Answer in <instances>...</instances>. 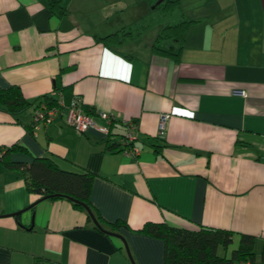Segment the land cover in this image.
I'll return each instance as SVG.
<instances>
[{
    "label": "crops",
    "instance_id": "obj_1",
    "mask_svg": "<svg viewBox=\"0 0 264 264\" xmlns=\"http://www.w3.org/2000/svg\"><path fill=\"white\" fill-rule=\"evenodd\" d=\"M208 2L185 12L201 21L186 29L175 62L152 53L156 32L116 46L96 41L134 21L126 22L119 2L67 0V15L56 18L44 0H0V87L15 85L35 102L52 95L55 84L67 86L66 95L114 116L113 133L134 121L138 150H104L94 129L80 133L65 122V107L34 130L27 128L32 108L18 115L0 110V146L18 143L61 169L92 172V207L105 221L128 226L104 233L71 201H38L20 171L0 166V264H163L162 240L135 231L145 222L230 230V249L238 234H250L259 254L264 0ZM239 90L245 95L233 93Z\"/></svg>",
    "mask_w": 264,
    "mask_h": 264
},
{
    "label": "trees",
    "instance_id": "obj_2",
    "mask_svg": "<svg viewBox=\"0 0 264 264\" xmlns=\"http://www.w3.org/2000/svg\"><path fill=\"white\" fill-rule=\"evenodd\" d=\"M49 12L56 18L67 15V0H44ZM199 18L188 17L180 5L179 0H162L154 4L149 11L136 18L132 23L122 26L120 29L104 36H96V41L102 45L116 46L127 40L143 36L152 28H157L155 37L151 42V51L157 56L171 57L175 62L184 44L185 31L192 25L200 22ZM175 46H177L175 48ZM67 86L54 85L52 95H44L35 102L26 100L20 89L15 85L6 88L0 87V110L12 115H18L32 108L28 129L38 126L34 120L35 112L46 109L63 110L71 100H77L83 112L96 117L98 111L85 106L80 97L69 94ZM62 100L63 106L59 101ZM70 100V101H69ZM108 127V135L104 139V150L108 152H122L126 146H132L133 142L125 141V129L122 134L113 133ZM124 128V126H123ZM21 153L29 156V162L14 161L11 155ZM0 166L7 169L20 171L23 176L25 188L38 195V201L55 200L65 198L72 205L86 211V206L96 222L94 226L106 233V230L117 231L119 227L128 228L126 222L121 219L105 221L92 207L90 202L91 183L94 174L89 171H69L59 166L48 156H32L28 150L18 143L9 146H0ZM72 199V200H71ZM141 234L157 238L163 242V264H243L255 261L264 262V241H262L259 254L254 252L255 237L250 234H238L237 245L230 249L233 232L221 228L197 227L194 229L176 228L165 222H145L135 230Z\"/></svg>",
    "mask_w": 264,
    "mask_h": 264
},
{
    "label": "built area",
    "instance_id": "obj_3",
    "mask_svg": "<svg viewBox=\"0 0 264 264\" xmlns=\"http://www.w3.org/2000/svg\"><path fill=\"white\" fill-rule=\"evenodd\" d=\"M234 94L242 95L244 96L245 93L243 90L239 91H233ZM60 106H63L62 100L59 101ZM65 107V122L70 125L72 128H74L77 132L84 133L89 129H94L99 135L102 136L103 139H106L108 135V127L113 120L114 116L103 111H98L96 113V117L89 116L85 114L80 107L77 100H71L67 105H64ZM42 110H37L35 112L34 120H37L40 123L48 124L53 116L57 113L55 109H46L45 107H42ZM169 118L168 113H164L160 116L159 122H158V132L162 134L165 130L166 122ZM96 119H99L102 122H97ZM123 126L125 129V141L127 143H131L134 141V135L133 132L136 129V123L132 120H126L123 122ZM128 155H136L138 153V150L134 145L132 146H126L123 148V151Z\"/></svg>",
    "mask_w": 264,
    "mask_h": 264
},
{
    "label": "rangeland",
    "instance_id": "obj_4",
    "mask_svg": "<svg viewBox=\"0 0 264 264\" xmlns=\"http://www.w3.org/2000/svg\"><path fill=\"white\" fill-rule=\"evenodd\" d=\"M107 3L116 4L119 2L120 8L124 10V16H126V22L129 20H135L141 15L146 14L149 9L158 1V0H106ZM115 1V2H114ZM180 5L186 14H193L191 12H198V9H201L200 3H209V0H179ZM128 21V22H129ZM157 28H152L148 34L157 32Z\"/></svg>",
    "mask_w": 264,
    "mask_h": 264
},
{
    "label": "water",
    "instance_id": "obj_5",
    "mask_svg": "<svg viewBox=\"0 0 264 264\" xmlns=\"http://www.w3.org/2000/svg\"><path fill=\"white\" fill-rule=\"evenodd\" d=\"M161 1H162V0H158L155 4H158V3L161 2ZM71 200H72V199H71ZM84 208H85V210H86L88 213H90L89 209H88L86 206H84ZM90 217H91V220L95 223V222H96L95 218H94L92 215H90ZM110 234H113V233L110 232ZM116 235H117V234H116ZM117 236L120 237V238L123 240V243L125 244L124 239H123L120 235H117ZM125 249H126L127 256L129 257L130 261L132 262L131 257H130V255H129V251H128V249H127L126 246H125Z\"/></svg>",
    "mask_w": 264,
    "mask_h": 264
}]
</instances>
